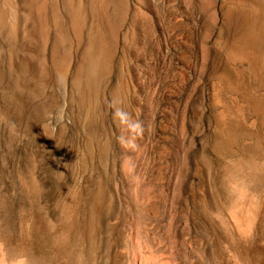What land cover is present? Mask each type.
Wrapping results in <instances>:
<instances>
[{"label":"rangeland","instance_id":"374dc122","mask_svg":"<svg viewBox=\"0 0 264 264\" xmlns=\"http://www.w3.org/2000/svg\"><path fill=\"white\" fill-rule=\"evenodd\" d=\"M44 2L50 40L32 0H0L9 251L42 264L77 253L85 264H264V44L239 58L264 0ZM240 180L259 206L247 239L229 210ZM64 233L66 246L48 243Z\"/></svg>","mask_w":264,"mask_h":264},{"label":"bare ground","instance_id":"6f19581e","mask_svg":"<svg viewBox=\"0 0 264 264\" xmlns=\"http://www.w3.org/2000/svg\"><path fill=\"white\" fill-rule=\"evenodd\" d=\"M32 2L33 3L30 5V7H31V9L34 10V13L36 14V16L38 17V19L40 21L39 23L41 25V35H42L44 40H47V38L50 36V31L48 30L46 22H45V19H46V6H48V4H46L44 2V0H32ZM111 8H109V9H111ZM112 10H113V8H112ZM260 13H262V12H260ZM258 15H259V12H256V10L252 11V12H250L249 19L250 20L251 19H256L257 20V18H258L257 16ZM247 16H249V15H247ZM255 21H254V23H256ZM252 23H253V21H252ZM256 26H258V25L256 24ZM242 42H243L242 44L244 45V50L242 49L241 52L239 53V58H240V60L241 59L242 60H251L252 55L250 54V52L247 49V47H249V45L261 46V45L264 44V25H262L261 27L258 26L257 28L254 25L253 30L250 31V34L245 36V38L243 39ZM25 186H26V184H25ZM231 190H232L231 192H232V194L234 196V199H233V202H232L229 210H230V215H231V218H232L233 225H235V227H236L235 229L238 230L237 232L240 233V236L246 237L245 239L250 238L248 236L251 234V231L253 229V225H254V222H255V219H256V215H257V210H258V207H259L258 206L257 196L253 193L252 189L249 188V186H247V184L244 183V181H241V180L233 182L232 186H231ZM220 218H222V217H220ZM222 219H224V218H222ZM222 221H221V223H222ZM48 225L50 227H53V223L50 222V221H49ZM225 226L227 227V224L224 222V227ZM231 227H229V228H231ZM230 233H231V231H230ZM70 242H71V234H69V233H64V234L57 235V236L54 234V235H52V237H50L48 239V243L49 244L56 245V246H59V247L66 246ZM137 246H139V245H137ZM7 247L8 246L5 245V243L3 242V239L0 236V261H3V264H42V263L36 261V259H34V256L32 257L29 253L24 254L25 252H23L22 254L19 253V255H16V254L13 255V253H11V251H9V249ZM54 250L55 249H53V251ZM136 250H137V248H136ZM138 251H139V248H138ZM59 254L60 253H55V254L53 253V255H55V258L57 256H59ZM80 254H83V253H77L76 254L77 264H85L84 260L86 258V255L82 256ZM233 255H235V254H233ZM65 258L66 259H65L64 264H69V262L71 260L69 258V255L67 257H65ZM56 262H58V261H56ZM152 262H153V260H152ZM57 264H59V262ZM92 264H98L97 259L92 260Z\"/></svg>","mask_w":264,"mask_h":264},{"label":"clouds","instance_id":"9594fccd","mask_svg":"<svg viewBox=\"0 0 264 264\" xmlns=\"http://www.w3.org/2000/svg\"><path fill=\"white\" fill-rule=\"evenodd\" d=\"M118 118L120 124L122 125H131L135 129H139L140 132L143 131V127L139 122H132L131 114L123 111L122 109H117L114 112V119ZM0 264H3V261H0Z\"/></svg>","mask_w":264,"mask_h":264}]
</instances>
